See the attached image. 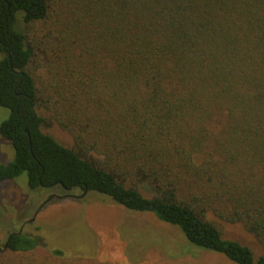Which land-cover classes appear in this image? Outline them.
<instances>
[{"label": "trees", "instance_id": "trees-1", "mask_svg": "<svg viewBox=\"0 0 264 264\" xmlns=\"http://www.w3.org/2000/svg\"><path fill=\"white\" fill-rule=\"evenodd\" d=\"M0 107V182L96 192L264 264V0H0ZM38 242L15 231L3 248L115 264L37 257Z\"/></svg>", "mask_w": 264, "mask_h": 264}, {"label": "rangeland", "instance_id": "rangeland-1", "mask_svg": "<svg viewBox=\"0 0 264 264\" xmlns=\"http://www.w3.org/2000/svg\"><path fill=\"white\" fill-rule=\"evenodd\" d=\"M7 115L8 109L0 107V122ZM12 157L10 141L0 135V162ZM75 194L31 190L25 174L1 181L0 263L20 264V254L3 245L11 232L21 230L39 239L32 251L37 257L57 248L67 257L115 264H236L190 244L176 226L150 212L131 211L96 192Z\"/></svg>", "mask_w": 264, "mask_h": 264}, {"label": "water", "instance_id": "water-1", "mask_svg": "<svg viewBox=\"0 0 264 264\" xmlns=\"http://www.w3.org/2000/svg\"><path fill=\"white\" fill-rule=\"evenodd\" d=\"M78 196H81V195H78ZM50 198V197H49ZM44 202H46V201H44ZM34 219V217H32L31 219H29V221H31V220H33Z\"/></svg>", "mask_w": 264, "mask_h": 264}, {"label": "flooded vegetation", "instance_id": "flooded-vegetation-1", "mask_svg": "<svg viewBox=\"0 0 264 264\" xmlns=\"http://www.w3.org/2000/svg\"><path fill=\"white\" fill-rule=\"evenodd\" d=\"M19 231H21V230H19ZM9 236H10V234L8 235V237L7 238H9ZM7 242V239H6V241H5V243Z\"/></svg>", "mask_w": 264, "mask_h": 264}]
</instances>
